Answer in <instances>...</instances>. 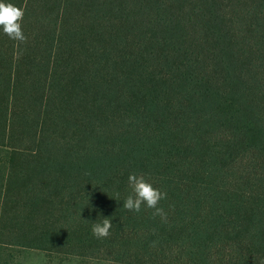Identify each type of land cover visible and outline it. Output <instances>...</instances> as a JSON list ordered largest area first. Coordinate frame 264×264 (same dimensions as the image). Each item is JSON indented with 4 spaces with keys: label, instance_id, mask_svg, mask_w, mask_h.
I'll return each mask as SVG.
<instances>
[{
    "label": "trees",
    "instance_id": "trees-1",
    "mask_svg": "<svg viewBox=\"0 0 264 264\" xmlns=\"http://www.w3.org/2000/svg\"><path fill=\"white\" fill-rule=\"evenodd\" d=\"M11 1L25 13L26 46L42 55L22 57V44L0 30V244L80 258L103 252L118 264H264V0H245L257 59L246 58L254 51L247 39L216 61H206L223 23L216 8L206 42L200 28L191 35L207 16L200 0H144L178 22L150 26L160 12L148 15L150 43L116 34V60L113 0H90L91 18L110 24L96 34L66 20L76 0L51 9L43 3L56 0ZM230 1L239 13L240 0ZM257 21L263 27L254 29ZM161 24L181 29L180 38ZM90 79L103 96L74 110ZM98 103L113 130L91 127ZM132 173L167 193L158 205L166 223L152 210L123 208ZM103 218L113 227L98 240L92 223Z\"/></svg>",
    "mask_w": 264,
    "mask_h": 264
},
{
    "label": "rangeland",
    "instance_id": "rangeland-1",
    "mask_svg": "<svg viewBox=\"0 0 264 264\" xmlns=\"http://www.w3.org/2000/svg\"><path fill=\"white\" fill-rule=\"evenodd\" d=\"M5 1V0H4ZM65 0H56L53 4L50 1L49 3H43V7L46 8H55L58 6L59 2H62ZM144 0H122V8H120L117 3L116 5V0H113V5L112 6V11L109 13L108 16H110L112 19H115V24L114 29H115V36H114V41L111 42L108 45V49L111 50L112 56L114 57V60H116V34L124 32L125 35L130 38L127 42L132 41L131 35H135V40H139L142 43H147L149 42V38L152 35L150 33V29L147 27L145 24V20L148 15H152L155 12H160V15L153 16L151 20L149 21L150 26L153 25L154 20H159L160 22H164L165 24H172V26H175L174 23H177L178 20H176V17H172L171 14H169L167 11L165 12L164 10H167L165 7L164 10L161 12L158 6H156L153 1H145ZM202 1L200 5L203 4V6H206L208 9V12H206L207 16L199 17L196 20L197 27L193 28L191 35L195 33V31L200 28L199 33L204 40L206 38V29H207V22L210 18V16L213 14L215 11V8L217 10V14L221 17L218 18V20L222 21L223 23L220 25L219 29V37L215 40L212 39L211 36L209 38V55L206 61H210L215 59L216 61V56L217 54H230V48L235 45V44H241L245 40L248 39L247 43L248 46L253 45L254 51L252 53L247 52V57L252 58L253 60H256L257 57L259 56V51L258 47L256 46V41L253 39L252 35L248 34L247 29L248 25L246 22V17H244V14L246 13L245 10V0H240V9L239 13L237 10V7L234 2L230 0H200ZM141 3V6H136L137 3ZM11 4H14L15 1H11ZM34 2H32V5ZM61 4V3H60ZM35 8H42V5L39 7ZM94 9V5L90 0H84L83 2L76 0V2L73 4L71 10L67 12L65 15L66 20L72 21L73 19H81L85 24H90V28L93 31L94 34L98 32V30H102V32H109V27L106 24L105 17L104 15L98 13L96 14V18L93 19L91 18L93 13L92 10ZM254 9L253 7H250L249 10ZM38 13V12H37ZM36 14V13H35ZM34 15V14H33ZM46 15H51L49 12H42V16ZM35 19V16H33V20ZM174 22V23H173ZM117 23H124L127 26L121 28L120 26H116ZM263 27V24L257 21L256 25L253 26V28H257V26ZM162 28L165 30V32L168 34L169 38L172 40H178L180 38V35L182 34L181 29H177L176 31L171 34L170 32V26L166 27L165 25H162ZM194 27V25H193ZM209 28V27H208ZM262 30V28H261ZM261 30L258 32L261 33ZM126 31H131V35L127 34ZM46 37H48V34L51 35L53 34V30H51V33L49 31H44ZM211 33V32H210ZM209 33V34H210ZM235 34L236 36L241 37L237 40L232 39V35ZM190 37V36H189ZM187 37V38H189ZM184 38V34L183 37ZM134 40V39H133ZM168 40V39H167ZM205 41V40H204ZM180 42L177 41L174 46H176ZM206 42V41H205ZM132 42H130L131 44ZM150 43V42H149ZM0 45L2 43L0 42ZM50 45V44H49ZM206 47V48H207ZM211 47V48H210ZM202 49L198 51L200 55L202 56V52L206 49ZM118 49V48H117ZM21 50V56L24 57L26 53H32L33 54H38L42 55L39 49V46L36 44H28L26 46V43H23L22 46L20 47ZM130 49L128 48L129 51ZM60 62V61H59ZM238 64V63H237ZM67 67V66H64ZM205 67V66H204ZM202 68L201 72L203 74V69ZM213 68V67H211ZM216 71V74L218 76L223 75L222 68L221 67H214L213 68ZM236 71L241 70V68H235ZM61 72V71H60ZM59 72V73H60ZM90 84H86L83 87V97L80 101L84 103H74L73 109H81V106L86 107V110H88V107L90 103L95 102L96 97H101L103 94L101 92H98V83H95L93 80L87 81ZM79 101V102H80ZM106 102V99L103 97V103ZM101 106L98 103V111L95 115L90 116L92 118V123L91 127L93 126H98L100 127H105L107 130H113L114 128L111 126V119L109 118L108 114L102 113ZM116 133V132H113ZM65 177H62L61 180H63ZM99 256L98 258H96ZM112 261L114 264L116 261L114 259H111L108 255H104L103 252H94L89 254L87 257H77L75 254L71 253H55V252H48L45 250H40V249H34L31 246H27L22 244L21 242H17L14 244H0V264H106V262Z\"/></svg>",
    "mask_w": 264,
    "mask_h": 264
},
{
    "label": "clouds",
    "instance_id": "clouds-1",
    "mask_svg": "<svg viewBox=\"0 0 264 264\" xmlns=\"http://www.w3.org/2000/svg\"><path fill=\"white\" fill-rule=\"evenodd\" d=\"M24 14L21 8L0 0V30L10 40L19 44L27 41L21 26ZM128 186L131 191L123 203L124 209L134 213H140L142 208L149 209L152 210L153 217L159 216L162 222H167V213L163 208L158 207L160 201L167 198V193L154 188L143 174H130ZM117 196H119V193H117ZM112 227L111 219L103 218L101 222L92 223L91 232L93 237L98 240L107 239L111 234ZM106 264H114V262L108 261Z\"/></svg>",
    "mask_w": 264,
    "mask_h": 264
}]
</instances>
